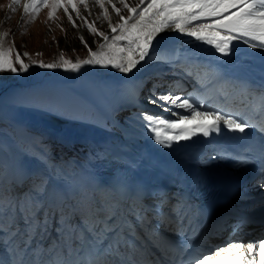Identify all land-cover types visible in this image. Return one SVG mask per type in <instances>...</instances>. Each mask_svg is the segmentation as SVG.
Returning a JSON list of instances; mask_svg holds the SVG:
<instances>
[{"label":"rangeland","instance_id":"obj_1","mask_svg":"<svg viewBox=\"0 0 264 264\" xmlns=\"http://www.w3.org/2000/svg\"><path fill=\"white\" fill-rule=\"evenodd\" d=\"M27 2L28 0H19L18 3L13 4L12 0H0V44L5 49H14L13 66L17 69L15 72H0V128L8 132V137L15 144L18 155L27 153L29 132L35 133V145L46 154L45 160L50 161L53 157L52 154L59 157L64 155L65 148L62 145L58 147L56 144L43 141V136L38 132L39 128L34 123L35 115L39 118L46 115H62L66 118L59 116L61 117L59 119L70 122L73 127L77 125L75 127L91 131L90 127H95L106 131L111 139L119 138L125 132L139 138L151 137L154 139L151 126L143 118L145 115L153 113L154 109H160L162 113L157 118L174 121L180 116L177 114L176 118L173 117V108H176L174 103L164 104L161 102L158 106L150 104L147 99L153 86H155L156 93L173 96V94H169V90L172 82L176 81H170L159 75L165 73L172 66H177L176 71L172 74L180 79L179 81H185L186 84L197 83L193 87L197 96H204V99L208 100V92L216 90L212 81L214 79L212 69L190 67L183 62L176 64L175 60L151 58L147 60L141 70H134L130 74H121L110 67L102 68L96 65H83L78 71H66L65 67L40 68L39 63L41 62L59 64L61 56L73 62L87 59L89 47L92 51H99L104 40L100 36L89 33L85 20L99 31L111 36L109 25L114 26L120 22L112 5L115 4L120 8L121 14L125 17L128 16V12L119 3V0H110V2L105 0L104 9H101L96 0H87V8L83 4L78 5L79 17L69 7L68 14H65L61 8L50 20L48 18L50 9L44 6H41L35 17L26 15L24 4ZM126 2L129 6L139 4V0H126ZM143 6L141 5V7ZM260 7H264V5H260ZM104 11L107 12L108 19H104ZM68 15L72 16L76 27H73L72 22L69 21ZM81 38L87 42L88 47H85ZM17 53L28 65L26 71H20L19 64H15L14 57ZM151 69H155L158 74L144 78L140 90L131 86L133 77L135 79L145 77ZM114 71L118 73L113 75ZM207 76L211 82H206ZM140 93L145 98L138 99L136 96ZM261 100L263 98L258 99V101ZM57 109L66 111L57 112ZM5 125L13 127L7 130V128H3ZM15 126L24 128L15 129ZM172 143L178 147L179 142ZM162 145H164L162 146L164 149L170 146V144ZM113 146L119 147L115 143ZM29 148L33 150L34 146ZM38 155L32 153L34 157L38 158ZM0 175L3 176L1 170Z\"/></svg>","mask_w":264,"mask_h":264},{"label":"snow or ice","instance_id":"obj_2","mask_svg":"<svg viewBox=\"0 0 264 264\" xmlns=\"http://www.w3.org/2000/svg\"><path fill=\"white\" fill-rule=\"evenodd\" d=\"M18 2L19 0H12L13 4ZM96 3L104 9L105 0H96ZM119 3L127 9L128 16L122 15L121 9L115 4L112 5L120 22L114 26L109 25L111 36L99 31L85 20L89 33L104 40L99 51H92L89 47L87 59L73 62L61 56L59 64L41 62L39 67H65L66 71H78L83 65H96L102 68L110 67L121 74H130L142 62L147 63L154 44L165 29L175 30L177 33L194 38L195 41L203 42L224 56L229 55L232 42L236 40L255 42L254 48L264 50V7H260L264 5V0H139L136 6H129L126 0H119ZM79 4L87 8V0H28L24 4V13L35 17L41 6H44L50 9L48 18L51 20L57 10L62 8L65 14H68V8L71 7L79 17ZM68 19L73 27L77 26L71 15H68ZM104 19H108L106 11H104ZM194 24L195 26L191 27ZM81 40L85 47H88L87 42L83 41V38ZM13 52L14 49H5L0 44V72L17 71L13 66ZM14 61L15 64H19L20 71L27 70L28 65L24 63L19 53L15 55ZM154 87L147 98L150 104L159 106L161 102L174 103L176 108L184 109L189 113L180 115L175 121L154 118L151 115L143 117L151 126L154 139L160 144L167 146L172 142L190 140L198 134L207 137L210 132L220 131L221 127L240 133L250 127L247 122L233 118L231 115L198 111L188 100L176 103V98L172 95L158 94L154 91ZM257 186L264 188V172L261 173V181ZM20 213L19 220L15 217L0 220V235L7 234L10 237L9 243H14L18 238L21 247H26L36 236L47 232L50 222L60 229L76 227L72 224L71 218H65L61 223L62 218L68 217L63 205L55 207L49 205L45 192L39 188L33 190L30 203L20 209ZM113 222L114 217L93 222L89 225V231L97 236L102 232H114L116 228ZM181 251L176 250L177 257L180 256ZM221 256L228 257L224 264H264V238L247 244L229 243L227 246L215 249L214 252L210 251L202 257H197L192 264H211L214 259ZM257 257L259 260L256 259ZM0 264L4 262L0 261ZM20 264L26 262L20 261ZM27 264L32 262L29 261ZM160 264H183V261L174 257L168 262L162 260Z\"/></svg>","mask_w":264,"mask_h":264},{"label":"bare ground","instance_id":"obj_3","mask_svg":"<svg viewBox=\"0 0 264 264\" xmlns=\"http://www.w3.org/2000/svg\"><path fill=\"white\" fill-rule=\"evenodd\" d=\"M194 26L195 24L191 27ZM188 47L191 49L188 50ZM151 58L167 61H200L201 64H205L213 69L218 68L217 71L221 70V74L226 72L225 75L227 77L230 75L229 73H231L240 78H249L254 81L264 83V50H261L258 47L254 48L253 45H249L245 41H233L231 52L229 55L224 56L217 53L211 46L204 44L203 42L195 41L194 38L188 37L185 34L177 33L175 30L165 29L164 33L160 35L154 44L148 60ZM144 64L146 63L142 62L136 71L141 70ZM117 73V71H114L113 75H116ZM201 106L202 109L210 108L211 110H214L212 104L209 103L201 104ZM177 110L181 111L183 114H188V111L184 109L178 108ZM34 117V123H36V125H34L38 126L40 131H43L42 133L48 140L49 138L54 137L57 140L63 141L67 147H69V150H67V157L62 161H68V157H76L77 159L87 160L98 173H102L104 169L107 170L109 168H114L121 169L122 173H127L130 176H136V172H140L137 161H140L142 158L146 160L148 159L150 161V166L155 168L158 172L161 167H165L164 173H167L169 168L174 164L168 157L156 153L152 149V146H150L149 143L143 139H137V137H132L131 135H120L118 141H122V143L126 144L125 148L127 150H124V152L128 151V153L134 157L126 156L111 147V144L115 141L108 139V134L104 130L101 131L95 127H90L93 132H87L86 130H82V127H75L77 125H74L73 127L70 122L60 120L59 118L61 117L56 115H46L43 118H39L35 115ZM216 132H226L224 137L227 138H224L222 141L217 143V146L222 148L214 158V160H219L218 162L216 161L219 166L218 170L211 172L215 174H223V172H226L229 169L226 161L235 160V158H232L230 154L226 152L227 148L235 146L237 141L232 139L229 134L230 131L224 127H221L220 131ZM209 134L219 135L214 131ZM205 141L207 140L201 134L192 137L190 140L182 141L184 144L183 147L185 146L183 148L184 154L190 157L189 160L185 161V166L188 168L194 167V158H197L199 154L202 153L200 145H202ZM208 145H210V147H214L216 142L208 141L204 146L208 147ZM74 149L78 153L82 154L84 158L78 157V155L73 153ZM211 154H213V152H211ZM191 155H193L194 158H191ZM130 158L134 159L131 160ZM71 173H74L73 170H71ZM81 173L83 174L82 168ZM156 178L159 179L158 173ZM86 181L88 183L98 184L100 182V178L97 173H90V175L86 174Z\"/></svg>","mask_w":264,"mask_h":264}]
</instances>
